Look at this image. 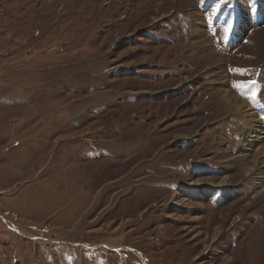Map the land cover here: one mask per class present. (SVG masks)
<instances>
[{
  "label": "rangeland",
  "instance_id": "374dc122",
  "mask_svg": "<svg viewBox=\"0 0 264 264\" xmlns=\"http://www.w3.org/2000/svg\"><path fill=\"white\" fill-rule=\"evenodd\" d=\"M218 2L0 0V264H264V0Z\"/></svg>",
  "mask_w": 264,
  "mask_h": 264
},
{
  "label": "bare ground",
  "instance_id": "6f19581e",
  "mask_svg": "<svg viewBox=\"0 0 264 264\" xmlns=\"http://www.w3.org/2000/svg\"><path fill=\"white\" fill-rule=\"evenodd\" d=\"M223 103L227 106V108L233 110L235 114L240 116L243 122V125L241 124L240 128L242 130L245 129L246 133H244L243 136L248 135L246 139L249 138L248 140L249 142L255 143V142H260L262 139H264L263 127L258 126L259 124H258V120H256V116L252 113V111H249L247 105L243 101L235 97H233V99L227 98V95L225 94V96L223 97ZM255 154L256 157L258 155L264 154V143L261 144L259 147H257V153L255 152ZM257 162L258 160L257 161L249 160L247 162L246 159L242 160V163L240 164L241 171L243 173L242 180L250 185L251 190L252 189H258V191L261 190L259 192L260 197L264 198V188H262L264 185V182L262 181L264 180V177L257 175L258 173L255 170V164H257ZM262 163L264 164V161L258 162V164H262ZM223 180L225 181V179Z\"/></svg>",
  "mask_w": 264,
  "mask_h": 264
},
{
  "label": "snow or ice",
  "instance_id": "6c2138e0",
  "mask_svg": "<svg viewBox=\"0 0 264 264\" xmlns=\"http://www.w3.org/2000/svg\"><path fill=\"white\" fill-rule=\"evenodd\" d=\"M204 0H201V3H203ZM226 2V0H219V2L216 4V10H219L220 9V6L221 4H224ZM231 29V25H229L228 27L225 28V36H224V39L227 40L228 39V33ZM238 71V70H236ZM254 81H249L248 83L246 84H234L233 87L237 90V91H240L243 93V90L244 89H250L253 85H254ZM256 98V95L254 92H249L248 96H247V99L250 101V102H253Z\"/></svg>",
  "mask_w": 264,
  "mask_h": 264
},
{
  "label": "crops",
  "instance_id": "0c3cea01",
  "mask_svg": "<svg viewBox=\"0 0 264 264\" xmlns=\"http://www.w3.org/2000/svg\"><path fill=\"white\" fill-rule=\"evenodd\" d=\"M124 248H125V247H124ZM139 259H140V260H143V257H141V258L139 257ZM141 263H142V262H141Z\"/></svg>",
  "mask_w": 264,
  "mask_h": 264
}]
</instances>
